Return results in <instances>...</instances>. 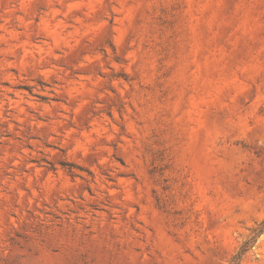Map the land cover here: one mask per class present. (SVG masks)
<instances>
[{
	"label": "clouds",
	"instance_id": "1",
	"mask_svg": "<svg viewBox=\"0 0 264 264\" xmlns=\"http://www.w3.org/2000/svg\"><path fill=\"white\" fill-rule=\"evenodd\" d=\"M210 261L264 264V0H0V264Z\"/></svg>",
	"mask_w": 264,
	"mask_h": 264
},
{
	"label": "rangeland",
	"instance_id": "2",
	"mask_svg": "<svg viewBox=\"0 0 264 264\" xmlns=\"http://www.w3.org/2000/svg\"><path fill=\"white\" fill-rule=\"evenodd\" d=\"M213 256H215V253H213ZM209 264H212V262L210 261Z\"/></svg>",
	"mask_w": 264,
	"mask_h": 264
}]
</instances>
